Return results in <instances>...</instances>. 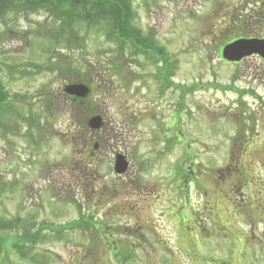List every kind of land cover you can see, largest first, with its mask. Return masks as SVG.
Here are the masks:
<instances>
[{"label": "rangeland", "instance_id": "obj_1", "mask_svg": "<svg viewBox=\"0 0 264 264\" xmlns=\"http://www.w3.org/2000/svg\"><path fill=\"white\" fill-rule=\"evenodd\" d=\"M130 1L140 38L154 46L145 53L117 42L104 21L71 32L44 10L0 17V94L10 104L0 123V216L11 223L0 232V264H87L78 259L100 244L83 219L100 214L114 228L143 225L145 236L129 234L121 247L132 264H264V63L219 58L236 29L264 34V0ZM78 81L93 89L83 104L65 91ZM179 101L181 141L174 128L165 143ZM98 114L105 146L89 160L86 127ZM113 147L134 167L121 178ZM177 169L181 232L170 216L160 239L144 229L159 222L158 206L136 203L134 219L131 188H174Z\"/></svg>", "mask_w": 264, "mask_h": 264}, {"label": "flooded vegetation", "instance_id": "obj_2", "mask_svg": "<svg viewBox=\"0 0 264 264\" xmlns=\"http://www.w3.org/2000/svg\"><path fill=\"white\" fill-rule=\"evenodd\" d=\"M259 8V7H257ZM255 8V9H257ZM251 21H253V18L251 19ZM233 36L230 37L227 41H225L223 44L220 45V49H219V58L222 59L223 61H225L226 63L230 64V65H242L244 63H246L248 60H250L251 58H256L258 60H260L261 62L264 63V58L260 55V54H253V55H248L243 57L242 59L238 60V61H229L226 60L222 57L221 52L224 46L232 44L238 40H249V39H261L264 40V34H260L257 33V31H251L249 29L246 30V28H239L238 30L236 29L233 32ZM90 87V86H89ZM91 91L90 93L85 97L82 98L81 101L82 103H86L88 101V99L91 97L92 95V88H90ZM68 98H70L72 101L74 102H78L80 100V98H76L70 95H67ZM181 100V98H180ZM179 109L178 112L172 115V118L177 116V121H176V125L175 126H171L170 125H166L164 126V131H166V140H163V142H167V140L170 139V134L172 133L173 129L176 128V134L173 135V139L174 137H176V135L178 134V132H181V101H179ZM95 116H100L102 118L101 120V125L99 128H93L90 125V120H88L87 122V127H86V149H87V157L89 158V160H92L91 158H95L96 155H98L97 153H99L103 147L105 146V142H103L102 140V135L100 133H102L104 130L106 131V121H105V117L101 114L95 115ZM94 117V116H93ZM171 130V131H170ZM174 131V132H175ZM95 133V135L97 136V138L95 139L93 137V135H91V133ZM173 132V133H174ZM87 133H89L87 135ZM105 134L107 135V133L105 132ZM109 134V133H108ZM110 135V134H109ZM112 137V136H111ZM164 136H162L163 138ZM175 141L177 140L178 142L181 141V137L174 139ZM250 140V137L249 139ZM116 143H118V139H115ZM104 144V145H103ZM113 150H115V164L113 167V172L118 176V177H124V175L128 174L129 170L134 169V167L132 166V161L130 159V157L127 155V153L124 151L122 152L121 150H116L115 147H113ZM124 157L125 161L127 162V168L123 171V172H118L116 169V162L117 159L119 157ZM177 175L178 176L176 179H174L175 181L172 183V185L174 186V188L170 187V184H168L166 189H162L161 191H159V186H161L160 184L158 185V183H154V182H139L136 181L138 187L144 188V190L142 191V193H134L133 192V188H131L132 190V194H134L135 198V204L131 206V208H135L137 204H145L147 206L152 205V203L155 205H157V211L159 212V222L156 224L155 222H152V225H148V228H144L147 229L148 234H152V232H154L156 235V237L162 239V235H161V230L160 228H162L163 226H168L167 220L170 216L174 217V220L177 221L176 223V227L174 228L175 231H178V235H180L179 233L181 232V169H177ZM92 175H96V173H94V169L93 168H86L85 172H84V176H85V182H84V187H85V198H87V201L90 202L91 200V194L89 193V191H87V186H89L90 184V176ZM125 180V179H124ZM144 182V181H143ZM84 189V188H83ZM171 189V190H170ZM138 188H135V191L138 192ZM100 196V193L97 194ZM172 198V202L170 201ZM102 199H98L96 200L97 202H102ZM94 202L93 207H95V209L99 208L100 204H96ZM166 205V208L164 209ZM89 206V205H88ZM135 206V207H134ZM131 209V211H133L130 215L131 217H133L134 219L138 220V215L137 213L141 212L140 209ZM100 212H102V210H100ZM136 212V213H134ZM170 212H172L170 214ZM94 215H88L85 216L83 221L85 224H83V229L85 231V233L89 236V239H95L98 241V243L100 244V250L98 252V249H94V248H88V252L86 253L85 257H82L81 259L78 260H82L87 264H118L121 263L120 261V257H123V261H127L129 260V264H132V256H130L129 259V255L125 254V253H129L127 249L125 250H121L122 246H126L128 243L126 241V238L129 237V234H136V233H140V235L142 237L145 236L146 233H144V231L141 229L143 227V225L141 224H137L136 227L132 226L129 227L127 225L122 227H118V228H114V225L112 226L111 224H105L103 222V219L105 218L106 215L104 214H100L99 217L96 219H93L91 217H93ZM167 223V224H164ZM147 224H148V220H147ZM121 229H123V231H121ZM168 229V228H167ZM143 232H142V231ZM124 235L123 239L120 238H116L118 237V235ZM100 235H103L102 238H98ZM177 235V236H178ZM147 238H150L146 237ZM178 238V237H177ZM100 240V241H99ZM157 243H160L161 245V250L164 249V245L162 240H158ZM93 244V240L92 242L90 241L89 246ZM121 245V246H120ZM132 245V244H131ZM128 248L130 250H132L133 245L129 246ZM111 256L110 262L107 263V255ZM106 255V258H105ZM78 260H76L78 262ZM79 264V263H78Z\"/></svg>", "mask_w": 264, "mask_h": 264}, {"label": "trees", "instance_id": "obj_3", "mask_svg": "<svg viewBox=\"0 0 264 264\" xmlns=\"http://www.w3.org/2000/svg\"><path fill=\"white\" fill-rule=\"evenodd\" d=\"M39 10L49 12L56 20L60 21L62 31L70 30L72 32L75 26L85 24V27H93L98 21H104L111 26L113 33L117 36V42L119 41L123 45L131 44L136 50H144L141 51L144 53L154 47L146 44V41L140 38L139 30L133 22L134 13L130 0H0V17L11 11L27 13ZM77 83H85L92 88L86 81L74 82V84ZM1 86L2 82L0 81V93ZM0 98L1 123L10 104L6 99L3 100L2 94H0ZM74 103L83 104L81 99ZM9 226H11L10 221L0 216V232L7 230ZM22 248L25 249L21 246L20 249L23 250Z\"/></svg>", "mask_w": 264, "mask_h": 264}, {"label": "water", "instance_id": "obj_4", "mask_svg": "<svg viewBox=\"0 0 264 264\" xmlns=\"http://www.w3.org/2000/svg\"><path fill=\"white\" fill-rule=\"evenodd\" d=\"M253 54H260L264 58V40H238L232 44L224 46L221 52L222 57L229 61H238L245 56ZM65 91L70 96L82 99L90 93L91 89L88 84L77 83L67 85ZM101 120L102 118L100 116H94L90 119V125L93 128H99ZM126 168L127 162L124 157H119L116 162L117 171L123 172Z\"/></svg>", "mask_w": 264, "mask_h": 264}]
</instances>
